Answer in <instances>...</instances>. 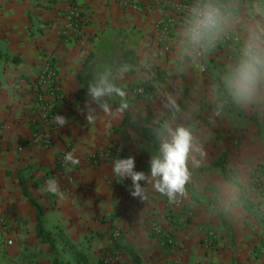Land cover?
I'll return each instance as SVG.
<instances>
[{
	"label": "crops",
	"instance_id": "0c3cea01",
	"mask_svg": "<svg viewBox=\"0 0 264 264\" xmlns=\"http://www.w3.org/2000/svg\"><path fill=\"white\" fill-rule=\"evenodd\" d=\"M186 3L0 0V264H103L112 247L122 253L120 264H134L130 250L142 264H264V88L247 106L227 97L222 79L233 65L229 45L221 42L198 60L183 40ZM218 3L233 14L226 30L245 40L264 0ZM71 7L88 18L79 36L68 29ZM47 64L58 72L65 97L57 115L67 123L58 126L53 118L45 124L52 144L43 148L31 141V118L34 83ZM125 66L115 83L126 95L106 98L105 112L88 87L105 71L118 75ZM149 81L151 95L135 93ZM165 93L176 98L175 113L164 108ZM217 98L226 101L219 114ZM165 120L190 128L205 152L198 166L188 163L189 179L175 199L144 181L146 198L134 197L131 180L113 174L115 161H90L93 151L120 145L124 158L133 157L136 170L150 176L161 141L157 135L154 144L145 133L160 130ZM66 153L76 162L58 165ZM53 177L64 200L42 191ZM39 219L54 248L38 236ZM155 225L173 234L172 246Z\"/></svg>",
	"mask_w": 264,
	"mask_h": 264
},
{
	"label": "clouds",
	"instance_id": "9594fccd",
	"mask_svg": "<svg viewBox=\"0 0 264 264\" xmlns=\"http://www.w3.org/2000/svg\"><path fill=\"white\" fill-rule=\"evenodd\" d=\"M232 15L224 5L218 3V0H194L189 10L183 40L192 50L201 54L207 52L229 27ZM255 15L259 19L246 26L247 35L239 57L222 79L224 93L234 104L242 106L257 102L259 93L264 88V3L257 5ZM127 71L126 66L119 69L118 75L105 71L89 85L88 95L105 112L109 111L106 98L113 96L123 98L126 95L115 80L122 78ZM225 103L224 99L217 98V114L223 110ZM163 106L173 113L179 110L176 98L168 93L163 96ZM126 107L127 104L122 103L120 110ZM87 118L90 122L94 120L92 115ZM54 120L58 126L67 123L62 115H56ZM157 135L161 141L159 155L150 161V176L136 170L133 157L116 160L113 164V174L120 180H131L130 191L134 197L146 198L145 189L141 185V181H144L161 194L175 199L177 193H183L184 185L189 179L188 163L198 166L200 160L197 157L202 159L205 152L203 145L188 127L177 125L173 128L165 120ZM64 159L66 162H76L72 153H66ZM42 191L61 200L65 199V194L60 190L59 182L54 177L47 180Z\"/></svg>",
	"mask_w": 264,
	"mask_h": 264
},
{
	"label": "built area",
	"instance_id": "2783aa9c",
	"mask_svg": "<svg viewBox=\"0 0 264 264\" xmlns=\"http://www.w3.org/2000/svg\"><path fill=\"white\" fill-rule=\"evenodd\" d=\"M194 3V0H187V3L184 5L187 19H189V10ZM68 18V29L71 30L72 34L79 36L83 34L84 27L88 23V18L82 11L77 7H71L67 14ZM164 32L166 34L165 38L167 40L169 35V27H164ZM221 42L229 45V57L232 60L233 64L239 57L240 50L243 46V38L233 33L232 31L226 30L216 44L211 47L207 52L201 54L196 51V57L198 60H204L207 56L212 54L218 44ZM169 49V45L166 46V50ZM200 70L202 72L206 71V67L202 64L200 65ZM35 90V99H36V113L32 115V123L35 125L34 131L31 136V141L35 144L40 145L43 148H49L52 144V138L45 130V124L49 123L58 112L57 102L64 99L65 95L59 83V75L56 68L51 65H45L40 74L37 77V80L34 83ZM136 94H144L143 88H137L134 90ZM125 148L123 146L117 145L103 150H96L90 154V161L92 162H101V161H116L118 159L124 158ZM65 154H62L57 159V164L62 165L66 161L64 159ZM254 183L256 185L260 184L261 176L259 172L254 173L253 175ZM155 233L163 240V242L172 246L174 244L173 234L159 225L154 226ZM211 235H213L211 233ZM120 236V232L116 231L113 234V238L117 239ZM9 244H12V241H9ZM122 258L121 251L116 248H108L105 250L102 258L103 264H120Z\"/></svg>",
	"mask_w": 264,
	"mask_h": 264
},
{
	"label": "trees",
	"instance_id": "16d2710c",
	"mask_svg": "<svg viewBox=\"0 0 264 264\" xmlns=\"http://www.w3.org/2000/svg\"><path fill=\"white\" fill-rule=\"evenodd\" d=\"M137 88H143L145 94L151 95L154 92L155 86H153L152 83L149 81L138 85ZM137 88H135L134 90H136ZM158 131H159V126H157L154 130L148 133L146 132L145 134L147 139L151 140L152 142H154V144H156V136ZM256 172H259L260 174L261 171L259 169H256ZM38 236H40L42 240L48 243L52 248L55 247L54 238L51 233L46 232V230L43 228V225L41 224V219H39V224H38ZM130 254L132 256L134 264H142L140 256L134 250H130ZM54 264H58L57 261H55Z\"/></svg>",
	"mask_w": 264,
	"mask_h": 264
}]
</instances>
